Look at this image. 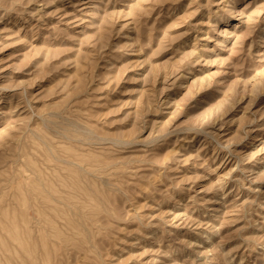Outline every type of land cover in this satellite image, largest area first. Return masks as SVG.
<instances>
[{
    "label": "rangeland",
    "instance_id": "1",
    "mask_svg": "<svg viewBox=\"0 0 264 264\" xmlns=\"http://www.w3.org/2000/svg\"><path fill=\"white\" fill-rule=\"evenodd\" d=\"M0 264H264V0H0Z\"/></svg>",
    "mask_w": 264,
    "mask_h": 264
},
{
    "label": "bare ground",
    "instance_id": "2",
    "mask_svg": "<svg viewBox=\"0 0 264 264\" xmlns=\"http://www.w3.org/2000/svg\"><path fill=\"white\" fill-rule=\"evenodd\" d=\"M64 161V160H63ZM69 163V162H68Z\"/></svg>",
    "mask_w": 264,
    "mask_h": 264
}]
</instances>
